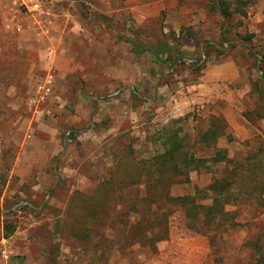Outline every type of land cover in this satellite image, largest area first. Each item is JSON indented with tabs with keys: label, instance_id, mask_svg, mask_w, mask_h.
<instances>
[{
	"label": "rangeland",
	"instance_id": "1",
	"mask_svg": "<svg viewBox=\"0 0 264 264\" xmlns=\"http://www.w3.org/2000/svg\"><path fill=\"white\" fill-rule=\"evenodd\" d=\"M211 1L0 0V225L10 211L16 224L15 232L2 239L6 246L0 249V264L5 259L14 264L27 259L31 264H104L100 247L97 253L83 249L66 230L51 262L58 237L51 210L42 207L48 203L57 212L65 210L70 190H93L106 174L111 165L107 153L130 144L147 154L153 149L149 134L175 119L189 116L177 126L183 125L193 139L196 128H206L218 105L228 101L221 98L228 89L185 109L176 99L192 95L190 85L201 75H215L210 70L223 62L235 61L239 67L240 81L228 85L238 89L232 97L252 135L241 140L229 127L233 139L221 137L218 146L237 163L260 151L264 166V0H231L241 11L229 19L212 10ZM162 30L191 48L184 49L188 61L202 66L199 77L188 64L161 67L150 55L129 52L126 40L135 32L151 40ZM249 34L254 36L247 42ZM57 57L69 65L68 74L56 67ZM69 128L82 130L75 144H69ZM223 174V165L213 172H192V182L173 186L172 193L194 194L196 187ZM60 177L63 183L56 188ZM237 210L242 224L214 242L187 230L177 213L168 241L154 251L138 245L125 256L114 251L109 264H252L249 242L259 239L264 246V207L253 203Z\"/></svg>",
	"mask_w": 264,
	"mask_h": 264
},
{
	"label": "trees",
	"instance_id": "2",
	"mask_svg": "<svg viewBox=\"0 0 264 264\" xmlns=\"http://www.w3.org/2000/svg\"><path fill=\"white\" fill-rule=\"evenodd\" d=\"M231 2L212 0L210 3L212 10L229 19L241 11L238 2L235 6ZM165 16L163 10L159 16L161 23ZM139 28L137 26L134 30L139 32ZM136 32L133 38L126 40L131 54L136 57L150 55L159 66L172 69L179 65L187 67L188 64L194 74L200 76L202 66L198 61H188L185 46L179 43L178 36H173L175 32L171 31L174 39L162 30L158 38L151 40L146 36L139 38ZM253 36L247 35L246 41H251ZM248 48L254 53V46L249 45ZM91 95L93 98L101 97L94 93ZM133 97L144 100L136 94ZM188 117L175 119L149 134L146 139L152 142L153 149L147 154H139L130 144L107 153L111 165L106 174L99 178L93 190H70L65 210L57 212L54 206L44 204L41 210H51L53 233L58 237V243L51 250V262L54 263L58 255L65 230L78 240L83 249L90 247L97 253L100 247L99 260L109 264L114 251L125 256L136 245L156 250L159 243L170 239L172 219L177 213L182 214L187 230L214 242L218 236L242 224L238 220L237 209L253 203L264 207V166L260 161V151L237 163L228 155L226 148L218 146L221 137L233 139L221 114L211 115L206 128H196L193 139L183 125L177 126ZM97 126L95 124L93 129ZM81 133L80 129L69 128V144L77 143ZM220 165L224 166L225 174L213 176L203 188L196 187L194 194L172 193L173 186L192 182V172H213ZM60 183H63L61 177L56 188ZM56 188L49 189L51 194ZM11 213L6 214L3 223L5 238L16 230V224L9 219ZM249 245L253 251L252 264H264V246L260 240L249 242Z\"/></svg>",
	"mask_w": 264,
	"mask_h": 264
},
{
	"label": "crops",
	"instance_id": "3",
	"mask_svg": "<svg viewBox=\"0 0 264 264\" xmlns=\"http://www.w3.org/2000/svg\"><path fill=\"white\" fill-rule=\"evenodd\" d=\"M27 6L30 7L29 3H27ZM186 49H191L187 48ZM61 58L57 57L55 59L56 67L61 71L63 75H66L71 71V69L68 66L64 65L63 61H60ZM215 75H201L200 78L196 80L195 83L190 85L189 91L192 92V95L185 94L183 97L182 95L178 96V99H176V102L179 105V108L185 109L188 106L191 105V103L199 100H206L210 99L212 95H217L219 97L221 88H227V96H221V98H226L227 102H221V104L218 105V111L217 114H221L227 121L229 127L233 131L234 135L241 139L245 140L252 135V130L248 125L247 119L241 114V107L238 105L234 97V95L238 89L235 86L234 89H230V86L228 84H235L240 81L241 75L239 72V67L235 61H227L221 63L216 68H213L210 70ZM111 73L110 71L108 72ZM191 89V90H190ZM180 92V91H179ZM184 100L183 104H179L181 101ZM3 227L0 225V249H2L3 246H6L4 242L5 239H8L3 237L2 233ZM5 238L3 241L2 239ZM9 242V240L7 241ZM8 248V244H7ZM4 264H14V262L11 261V259H5ZM20 264V263H19ZM22 264H31L30 260H25Z\"/></svg>",
	"mask_w": 264,
	"mask_h": 264
},
{
	"label": "built area",
	"instance_id": "4",
	"mask_svg": "<svg viewBox=\"0 0 264 264\" xmlns=\"http://www.w3.org/2000/svg\"><path fill=\"white\" fill-rule=\"evenodd\" d=\"M36 6H38V4Z\"/></svg>",
	"mask_w": 264,
	"mask_h": 264
},
{
	"label": "water",
	"instance_id": "5",
	"mask_svg": "<svg viewBox=\"0 0 264 264\" xmlns=\"http://www.w3.org/2000/svg\"><path fill=\"white\" fill-rule=\"evenodd\" d=\"M65 143H66V140H65Z\"/></svg>",
	"mask_w": 264,
	"mask_h": 264
}]
</instances>
